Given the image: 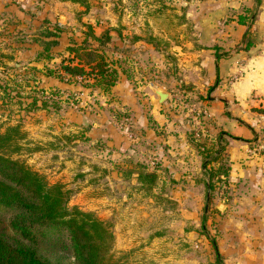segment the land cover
I'll list each match as a JSON object with an SVG mask.
<instances>
[{
  "label": "rangeland",
  "instance_id": "374dc122",
  "mask_svg": "<svg viewBox=\"0 0 264 264\" xmlns=\"http://www.w3.org/2000/svg\"><path fill=\"white\" fill-rule=\"evenodd\" d=\"M32 1L0 0V134L16 138L5 154L60 184L69 209L105 224L112 240L104 264H218L214 244L221 254L231 213L220 176L229 159L216 152L228 141L210 90L186 83L178 63L206 11L226 4L227 18L240 15L232 0H67L53 11ZM89 27L103 41L88 43L116 70L106 92L85 75L60 73L67 47ZM154 89L168 97L157 103ZM10 214L0 206L4 234L16 237ZM37 250L51 262L73 261L61 243Z\"/></svg>",
  "mask_w": 264,
  "mask_h": 264
},
{
  "label": "crops",
  "instance_id": "0c3cea01",
  "mask_svg": "<svg viewBox=\"0 0 264 264\" xmlns=\"http://www.w3.org/2000/svg\"><path fill=\"white\" fill-rule=\"evenodd\" d=\"M38 2L41 9L52 11L54 4L69 5L67 0ZM232 2L230 9L235 7L238 15L243 6L256 10L253 44L244 49L247 24L240 23L237 15L227 18L226 4L216 5L195 22L193 40L186 41V55L178 65L186 83L210 90L207 101L214 106L213 119L228 141L221 152L228 156L229 168L220 176L230 189L224 211L231 213L226 221L231 230L221 239V254L214 244L216 261L264 264V0ZM30 3L26 0V5Z\"/></svg>",
  "mask_w": 264,
  "mask_h": 264
},
{
  "label": "trees",
  "instance_id": "16d2710c",
  "mask_svg": "<svg viewBox=\"0 0 264 264\" xmlns=\"http://www.w3.org/2000/svg\"><path fill=\"white\" fill-rule=\"evenodd\" d=\"M254 19V14L238 16V21L248 27L243 37L244 49L253 44ZM88 38L99 44L103 41V36H97L89 27L81 43L67 47L70 54L67 59H62L60 73L85 75L93 79L90 85L104 92L109 91L115 84L116 70L99 48L88 43ZM106 39L110 40V37ZM15 140L7 131L0 134V206L10 210L8 227L16 236H6L0 221V264H63L60 259L55 258L51 262L40 256L37 247L43 241L67 247L73 256L69 264H104L111 261L112 234L105 224L88 212L76 207L69 209L66 192L60 184L47 183L26 163L6 155V149ZM220 152L221 149L216 154ZM226 173L222 170L220 175Z\"/></svg>",
  "mask_w": 264,
  "mask_h": 264
},
{
  "label": "water",
  "instance_id": "95a60500",
  "mask_svg": "<svg viewBox=\"0 0 264 264\" xmlns=\"http://www.w3.org/2000/svg\"><path fill=\"white\" fill-rule=\"evenodd\" d=\"M157 96V103L162 102L163 100H165L168 97V93L164 90H160V89H154L153 90Z\"/></svg>",
  "mask_w": 264,
  "mask_h": 264
}]
</instances>
